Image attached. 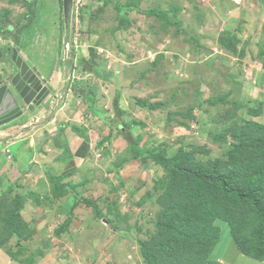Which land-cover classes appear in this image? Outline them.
I'll list each match as a JSON object with an SVG mask.
<instances>
[{"label":"rangeland","instance_id":"obj_1","mask_svg":"<svg viewBox=\"0 0 264 264\" xmlns=\"http://www.w3.org/2000/svg\"><path fill=\"white\" fill-rule=\"evenodd\" d=\"M32 1L0 0V49L15 46L45 66L63 59L68 97L77 88L85 98L97 83L109 107L116 76L103 71L108 65L116 78L128 77L125 110L118 115L112 106L128 138L264 199V182L250 181L264 176L262 143L254 141L264 124V0H76L68 49L63 0H36L35 16L18 37L15 27L27 23ZM146 67V79H138ZM120 140L115 154L106 145L100 163L71 180L34 181L30 223L22 219L23 240L13 251L21 264H257L234 238L248 244L254 236V209L236 208L220 186L135 157L124 135ZM19 182H9L5 195L23 194V201ZM6 220L1 215L0 242ZM6 263L0 252V264Z\"/></svg>","mask_w":264,"mask_h":264},{"label":"crops","instance_id":"obj_2","mask_svg":"<svg viewBox=\"0 0 264 264\" xmlns=\"http://www.w3.org/2000/svg\"><path fill=\"white\" fill-rule=\"evenodd\" d=\"M22 56L38 73L39 79L43 85L47 86L51 95L41 105L35 106L32 111L28 110V106H24L22 115L8 122H0V197L6 194L13 181H20L18 183L21 185L20 189L27 196L30 191L38 188V186H34L36 185L34 181H46L50 177L53 179L65 178L63 181L71 180L77 176L79 171L84 170V166L100 163L101 160L96 158L97 155L103 156V153L107 154L108 150L111 154H115L123 146L120 139L124 134L122 131L120 132L119 127L116 128L117 126L113 122L115 112L112 106L118 96V105L122 108V100L126 99L127 102L131 95L126 91L128 77L116 78V73H110L112 69L103 63V71L107 72L109 77L110 74L116 76L110 78L112 80L111 86L114 89L112 95H106V102H110L109 107L102 103V93L100 95L95 88L97 83L92 84V89L85 98L77 88H74L75 94H72V98H70L68 94L72 87L67 85L65 79L66 66L61 61L63 59L57 58L45 66L46 64L42 60L32 62L26 54H22ZM84 58L86 59V57ZM134 61H129V63L135 64L137 62ZM95 64L97 65L98 62ZM97 66V70L91 66L93 70L90 67V72L99 75V67ZM5 69H7V63L0 61V77L6 75ZM147 70L146 67L137 78L146 79ZM150 73L153 72L150 70ZM157 73L158 71L155 70L154 74ZM100 77L99 81H103L102 84H107V80H103L101 75ZM105 88L110 90L108 86ZM77 94L81 96L78 97ZM121 110L123 112L124 107ZM103 117L106 120H103ZM116 123L121 126L123 121L118 119ZM106 145L108 150L105 149ZM9 182H11L10 186ZM30 186L34 187L30 188ZM8 197L10 198L9 201L13 199L10 194ZM29 198L28 196L24 198L23 207L19 212L20 218L26 221L28 220L26 215L29 216V210H32V203ZM3 217L10 218L11 216L4 215ZM7 221H4L6 237L0 242V252L7 257L6 264H21L13 251L15 247L20 245V242L22 243V240L18 241L15 233L9 234L10 224ZM29 223L27 221V224ZM58 228L62 227L59 226ZM242 254L253 258L257 264H264V258L259 259ZM227 264L236 263L228 262Z\"/></svg>","mask_w":264,"mask_h":264},{"label":"trees","instance_id":"obj_3","mask_svg":"<svg viewBox=\"0 0 264 264\" xmlns=\"http://www.w3.org/2000/svg\"><path fill=\"white\" fill-rule=\"evenodd\" d=\"M28 2V0H25ZM36 0L32 1V5L30 7V11L29 13L26 15L28 21L25 25H21L19 27H15V29H17L18 31V37L20 36V31L21 29H23L24 27L28 26V24L30 22H32L34 16H35V5H36ZM228 42L232 41V38L229 39H225ZM223 42H225L224 40H222ZM84 60V59H83ZM94 65H92L93 67ZM91 67V66H90ZM118 100L119 97L117 96L116 99L114 100V107L116 109V114L120 115L122 110L118 105ZM142 102V101H141ZM145 103V102H143ZM256 109H253V113H259V110L254 111ZM261 111V110H260ZM120 117V116H119ZM114 124H116V128L121 127L120 131L123 132L125 139H127V141L131 144V148L134 152V156H140L142 155L143 160L146 159H150L156 163L161 164V166H163L165 169L171 171V172H177V173H181V174H185L186 176H189L195 180H201V181H205L209 184L215 185V186H220L222 187V190L224 191V193H226L227 196L231 197V199L233 200V203L236 204V208L237 207H244V206H248L252 209L255 210V213H257V219L256 220V224L254 227V236H252L251 239H249L250 241H247L248 244H245V239L244 241H242L241 239L234 237L236 239V243L239 245V250L249 256L252 257H256L259 259H263L264 258V199H262L259 194L257 192L254 191L253 188L251 187H247V188H243V187H233V186H229L227 183V179L224 175H215L209 172H205L199 168H195V169H189L186 167H183L177 163H175L174 161L171 160H167L164 155H160L157 153H154L153 151L147 150L145 148H143L137 141H134L131 138H128L127 134L124 133L123 128L124 124H120L116 123L117 121H113ZM113 124V125H114ZM259 124V123H258ZM261 126L262 129V133L263 136H259L258 138H255L254 141H260L262 143V149L264 151V124H259ZM130 136V133H129ZM256 144V142H255ZM253 156V155H251ZM251 166L253 167V164H251ZM258 169L261 172V169L264 172V159L260 160V163L258 165ZM257 173V168L255 170ZM262 175V174H261ZM261 175H259L261 178ZM257 176V174L255 175ZM260 181V182H264V176L263 179H254L253 178L250 179V181ZM255 182V181H254ZM257 183V182H256ZM59 188H63L64 185H60L57 184ZM255 185V184H254ZM255 187V186H254ZM16 197H12L13 199H11L9 201V197L8 195H5L3 197H0V217L1 215H9L11 216L9 218V220L7 222H9L10 224V232L9 234L15 233L16 235L18 234V239L19 241L23 240V235L21 233V229L24 226V222H22V219L20 218V210L23 207V201L22 195H15ZM20 200L22 201V203L20 202ZM85 202L88 205H92L94 207V209L96 210V214L98 216H102L103 214L101 213L99 207L96 205V203L94 201L88 200V198L84 199ZM63 227V226H62ZM62 229V228H61ZM65 229V227H64ZM58 229H56L57 232ZM232 232L234 235H237V230L236 228H234V224L232 225ZM248 240V239H247ZM253 244V245H252ZM252 245V246H251ZM17 256V255H15ZM216 260V259H215ZM207 264H223L219 261H209Z\"/></svg>","mask_w":264,"mask_h":264},{"label":"water","instance_id":"obj_4","mask_svg":"<svg viewBox=\"0 0 264 264\" xmlns=\"http://www.w3.org/2000/svg\"><path fill=\"white\" fill-rule=\"evenodd\" d=\"M74 0H63L64 22L66 31L64 43L70 38V23L73 13ZM12 63L7 67L6 75L0 77V122H8L23 113V107L28 106L32 111L49 95L38 74L34 72L24 59L13 50ZM0 50V59L2 55Z\"/></svg>","mask_w":264,"mask_h":264},{"label":"flooded vegetation","instance_id":"obj_5","mask_svg":"<svg viewBox=\"0 0 264 264\" xmlns=\"http://www.w3.org/2000/svg\"><path fill=\"white\" fill-rule=\"evenodd\" d=\"M15 46H11V47H6V48H2L0 49L3 53L1 55V60L4 63H7V67L10 66V64L12 63V55H13V50L15 49Z\"/></svg>","mask_w":264,"mask_h":264},{"label":"clouds","instance_id":"obj_6","mask_svg":"<svg viewBox=\"0 0 264 264\" xmlns=\"http://www.w3.org/2000/svg\"><path fill=\"white\" fill-rule=\"evenodd\" d=\"M75 1H76V0H74V4H75ZM26 2H27V1H26ZM27 3H28V2H27ZM28 4H29V3H28ZM73 7H74V5H73ZM29 11H30V10H29ZM28 13H29V12H28ZM28 13H27V14H28ZM27 14H26V15H27ZM26 15H24V16H26ZM63 15H64V14H63ZM7 28H12V26H8V25H7ZM73 39H75V38H73ZM73 39H72V40H73ZM63 41H64V40H63ZM70 41H71V39L69 38V41H68L67 43H64L65 49H66L67 45L70 44ZM15 49H16V48H15ZM16 50H17V49H16ZM100 52H102L101 49H100ZM17 53H18V55H20V56L23 58V56L20 54V52H18V50H17ZM66 56H67V55H66ZM66 56H65V57H66ZM23 59H24V58H23ZM0 60H1V59H0ZM24 61H26V60L24 59ZM26 62H27V61H26ZM28 65H29V64H28ZM29 66H30V65H29ZM30 67H31V66H30ZM31 68H32V67H31ZM32 69H33V68H32ZM5 70H7V69H5ZM5 70H4V71H5ZM34 72L37 73L35 70H34ZM37 74H38V73H37ZM38 77H39V76H38ZM40 81H41V80H40ZM41 83H42V81H41ZM42 85H43V83H42ZM67 85L69 86L68 83H67ZM43 86H46V85H43ZM46 87H47V86H46ZM47 89H48V88H47ZM48 91H49V95L47 96L46 99H49V98H50V95H51V92H50L49 89H48ZM40 105H41V104H40Z\"/></svg>","mask_w":264,"mask_h":264},{"label":"built area","instance_id":"obj_7","mask_svg":"<svg viewBox=\"0 0 264 264\" xmlns=\"http://www.w3.org/2000/svg\"><path fill=\"white\" fill-rule=\"evenodd\" d=\"M74 40L77 41V39H74ZM69 47H70V44H68L66 48L68 49ZM66 52L68 51L66 50Z\"/></svg>","mask_w":264,"mask_h":264}]
</instances>
